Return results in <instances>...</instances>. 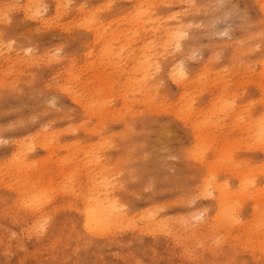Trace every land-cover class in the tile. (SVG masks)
Here are the masks:
<instances>
[{"label": "rangeland", "instance_id": "rangeland-1", "mask_svg": "<svg viewBox=\"0 0 264 264\" xmlns=\"http://www.w3.org/2000/svg\"><path fill=\"white\" fill-rule=\"evenodd\" d=\"M0 264H264V0H0Z\"/></svg>", "mask_w": 264, "mask_h": 264}, {"label": "bare ground", "instance_id": "bare-ground-1", "mask_svg": "<svg viewBox=\"0 0 264 264\" xmlns=\"http://www.w3.org/2000/svg\"><path fill=\"white\" fill-rule=\"evenodd\" d=\"M167 41V40H166ZM168 42V41H167ZM145 53V52H144ZM145 55V54H144ZM143 60H144V58H143ZM146 60V59H145ZM150 66H151V64H150ZM145 71V70H144ZM146 77V76H145ZM95 185V184H94ZM106 185V184H105ZM93 186V185H92ZM96 187V186H95ZM92 188V187H91ZM95 192H97V191H95ZM105 192V191H104ZM109 192V191H108ZM105 193H107V192H105ZM34 196V195H33ZM32 197V196H31ZM35 197H37V196H35ZM92 197V196H91ZM33 199L34 198H32L31 200L33 201ZM36 199V198H35ZM34 199V200H35ZM30 200V199H29ZM88 200V199H87ZM95 202V201H94ZM29 203H30V201H29ZM35 203V202H34ZM33 203V204H34ZM117 203V202H116ZM88 204H90V203H88ZM100 204V203H99ZM99 204L98 203H94V204H90V205H88V206H85L84 207V209H85V211H84V219H85V226H86V228H89V230H91L92 228L91 227H98V226H103V225H105V224H107V225H109L110 223V219H108V217L106 216V214H105V210H107V209H105V208H101V206H99ZM111 204V203H110ZM29 205V204H28ZM32 205V204H31ZM86 205V204H85ZM107 205H109V204H107ZM112 205H113V203H112ZM121 205V204H120ZM103 206V205H102ZM114 207H116V206H114ZM113 207V208H114ZM31 208V207H30ZM108 213V212H107ZM111 214V213H110ZM117 216V215H116ZM115 216V217H116ZM115 221V220H114ZM109 223V224H108ZM114 223V222H113ZM111 225V224H110ZM117 226V225H116ZM101 227H98V228H101ZM105 227H106V225H105ZM104 227V228H105ZM108 227V226H107ZM91 228V229H90ZM95 228H94V230H95ZM87 230V229H86ZM100 231H102V232H104L103 231V228H101V229H99ZM98 230V231H99ZM108 230V229H107ZM92 231V230H91ZM96 231H97V229H96Z\"/></svg>", "mask_w": 264, "mask_h": 264}]
</instances>
